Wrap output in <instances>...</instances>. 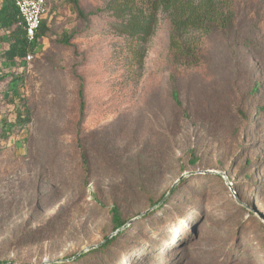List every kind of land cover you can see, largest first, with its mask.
<instances>
[{
  "label": "rangeland",
  "instance_id": "374dc122",
  "mask_svg": "<svg viewBox=\"0 0 264 264\" xmlns=\"http://www.w3.org/2000/svg\"><path fill=\"white\" fill-rule=\"evenodd\" d=\"M77 1L18 67L0 31V264H264V0L191 66L163 13L138 62L110 0Z\"/></svg>",
  "mask_w": 264,
  "mask_h": 264
},
{
  "label": "trees",
  "instance_id": "16d2710c",
  "mask_svg": "<svg viewBox=\"0 0 264 264\" xmlns=\"http://www.w3.org/2000/svg\"><path fill=\"white\" fill-rule=\"evenodd\" d=\"M68 1L75 6L79 16L83 17L78 1ZM246 2L244 0H110L107 8L116 19L121 21V30L134 45V58L138 62L142 60L144 45L157 14L163 13L169 28L168 55L176 65L191 66L196 65L199 60L203 39L212 33L229 32ZM0 31L6 33L7 49L3 53L4 63L10 68H15L19 66V63H25L26 56L31 55L35 42L44 36L47 30L45 21L42 20L36 34V41L29 44L14 4L10 0H2ZM63 43L67 45V39H64ZM16 80L17 78L12 79L13 82ZM172 97L175 102L178 101L176 92H172ZM78 99L80 116H82L85 103L81 84L78 88ZM22 107V111L16 112L14 125L23 126L29 122L28 109ZM2 124L4 130L6 122ZM6 132L9 131L6 130ZM6 132L1 136L5 137ZM248 214L255 219L252 213ZM110 215L115 231L125 225L117 206H112ZM260 216L264 219L263 214ZM105 242L108 245L112 240L107 239Z\"/></svg>",
  "mask_w": 264,
  "mask_h": 264
},
{
  "label": "built area",
  "instance_id": "2783aa9c",
  "mask_svg": "<svg viewBox=\"0 0 264 264\" xmlns=\"http://www.w3.org/2000/svg\"><path fill=\"white\" fill-rule=\"evenodd\" d=\"M17 9L22 21V29L29 44L36 41V34L41 21L46 15V0H10ZM32 56L28 54L25 62L31 61Z\"/></svg>",
  "mask_w": 264,
  "mask_h": 264
},
{
  "label": "water",
  "instance_id": "95a60500",
  "mask_svg": "<svg viewBox=\"0 0 264 264\" xmlns=\"http://www.w3.org/2000/svg\"><path fill=\"white\" fill-rule=\"evenodd\" d=\"M209 173H213V174H219V173H216V172H209ZM171 189H173V187L171 188ZM171 189L169 190V192H168V194L170 193V191H171ZM251 212L254 214V216L264 225V219L260 216V214H258L256 211H254V210H251ZM125 227V225L122 227V228H124ZM122 228H120V229H122ZM119 229V230H120ZM118 230V231H119ZM94 247H97V246H94ZM94 247H92V248H94ZM54 262H60V261H54Z\"/></svg>",
  "mask_w": 264,
  "mask_h": 264
}]
</instances>
